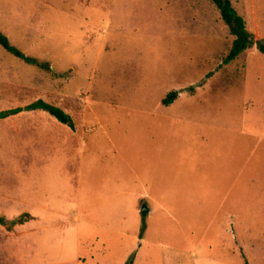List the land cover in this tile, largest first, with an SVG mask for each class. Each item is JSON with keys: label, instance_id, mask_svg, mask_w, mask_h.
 I'll list each match as a JSON object with an SVG mask.
<instances>
[{"label": "rangeland", "instance_id": "obj_1", "mask_svg": "<svg viewBox=\"0 0 264 264\" xmlns=\"http://www.w3.org/2000/svg\"><path fill=\"white\" fill-rule=\"evenodd\" d=\"M148 1L176 2L0 0V33L51 65L0 44V217L23 220L0 264H264V53L228 64L209 0L195 27ZM232 1L264 39V0Z\"/></svg>", "mask_w": 264, "mask_h": 264}, {"label": "trees", "instance_id": "obj_2", "mask_svg": "<svg viewBox=\"0 0 264 264\" xmlns=\"http://www.w3.org/2000/svg\"><path fill=\"white\" fill-rule=\"evenodd\" d=\"M177 1V0H173ZM191 1V0H186ZM201 1H207L208 0H197L198 7L195 9L197 11H202L206 14L204 10H201ZM214 7L208 6V11L212 10V13L214 14V18L216 19L218 17V13L215 11L218 10L221 19L225 22V24L228 27L230 35L233 37V42L230 51L228 52V57L226 61L228 64L232 63L233 61L237 60L243 53L246 51L257 47L259 52L264 53V39H256L255 35L248 30L247 28V22L245 18L238 13L236 10L233 1L232 0H209ZM191 3V2H190ZM200 5V8H199ZM167 6V7H159L157 8V12L162 11V13H165L166 10H172L174 13H178L180 11L179 7L176 6ZM215 8V9H214ZM160 10V11H159ZM184 13L191 15V11L186 9L184 7ZM199 13V14H200ZM200 21H201V14H200ZM201 23V22H200ZM0 44L8 50L10 53L24 59L26 62L30 64H35L41 69L50 71L51 65L49 62H41L39 60H32L29 57L25 55L21 50H19L17 47L12 45L9 41V39L2 33H0ZM178 96V93L173 91L169 93L165 99L163 100V104L170 105ZM35 110V109H41L44 110L54 117H56L59 121L66 123L70 126H73L72 119L70 116L61 108L54 106L44 100H37L36 102L32 103L28 107H25V109ZM19 112V109L14 110H8L0 113V119L6 118L10 115L16 114ZM147 213H143V215H146ZM21 220V219H20ZM5 219L0 217V223H5Z\"/></svg>", "mask_w": 264, "mask_h": 264}, {"label": "crops", "instance_id": "obj_3", "mask_svg": "<svg viewBox=\"0 0 264 264\" xmlns=\"http://www.w3.org/2000/svg\"><path fill=\"white\" fill-rule=\"evenodd\" d=\"M196 1L197 0H191V1H186V0H179L178 1L177 0L175 2V7L178 4V7L180 9V11L178 13H174L172 10H166L165 13H162V11L159 10L160 12L156 11V14L161 15V17H154V21L160 20L161 18L166 19L165 24L167 25V23L169 21L178 20L177 22H180L179 27H181V25H184V24H181V21H183V20H180L181 16H183V18H185V20H186V23H187V21H190V22H188V24H192V27H195V24H199L201 22L199 11H197L195 9L196 7H198V3ZM148 3L150 4L151 7H156V8L169 6V5L164 4L163 2L159 3L158 1H156V2L155 1H148ZM184 7H186V9H188L192 12L191 15L187 14V17H185L186 15L184 13V11H185ZM177 25H178V23L175 24V26L177 28L176 31H179ZM194 31H195V29L193 30V32ZM147 209H148V212H150V209L149 208H147ZM1 218L5 219L6 222L0 223V261L2 259H5V256L8 257V255L11 253L9 250L10 249L9 246L6 248V246L9 243L8 238H14L15 231L21 226V222L23 221L22 219L21 220L17 219L18 215L14 219L13 218L9 219V218H6L5 216H2ZM33 218L35 219L34 216H33ZM11 243H12V245H14V243H16V247H17V241H12ZM0 263H2V261Z\"/></svg>", "mask_w": 264, "mask_h": 264}, {"label": "water", "instance_id": "obj_4", "mask_svg": "<svg viewBox=\"0 0 264 264\" xmlns=\"http://www.w3.org/2000/svg\"><path fill=\"white\" fill-rule=\"evenodd\" d=\"M141 211H142L143 213H147V212H148V209H147V207H143Z\"/></svg>", "mask_w": 264, "mask_h": 264}]
</instances>
